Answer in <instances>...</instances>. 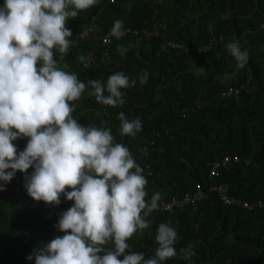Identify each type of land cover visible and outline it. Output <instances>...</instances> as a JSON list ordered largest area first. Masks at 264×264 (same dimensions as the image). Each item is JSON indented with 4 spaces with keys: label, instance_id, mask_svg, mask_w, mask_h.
Here are the masks:
<instances>
[{
    "label": "trees",
    "instance_id": "trees-1",
    "mask_svg": "<svg viewBox=\"0 0 264 264\" xmlns=\"http://www.w3.org/2000/svg\"><path fill=\"white\" fill-rule=\"evenodd\" d=\"M108 1H98L89 9L79 11L77 17L68 20L73 27L65 26L79 30L99 17ZM121 1L124 0H110L114 4ZM129 1H132V7L127 14L116 12L114 20L104 26L102 32L108 31L116 20H123L124 29L130 31L120 39L143 37L147 43L141 45L140 57L130 49L126 59L113 56L109 67L96 68L93 64L85 69V61L99 47L95 41L72 43L66 56L70 63L68 68H75L79 80L87 83L94 79L106 83L110 75L123 72L136 80L132 93L148 99L147 105L138 110L119 105L126 118L141 120L142 128L135 136L120 134L121 121L118 128L111 130L114 138L122 137L115 143H126L124 146L129 151L139 148L144 153L143 146L149 144V138L154 139V145L148 147L150 151L154 148L152 154L159 162L152 163L143 154L135 158L140 167L149 162L156 170L152 177L143 172L148 181L146 202H150L155 192L161 193L166 201L179 198L185 192H195L197 185L206 192L209 183L207 164L226 154L238 155L241 162H231L221 172L218 182H228L232 196L264 201V51L259 49L264 45V32L258 28L264 20V0ZM4 4L5 0H0V7ZM153 8L162 9L159 16L166 18L167 23L173 22L167 18L169 13L174 15L177 28L169 31L158 27L154 31L149 20ZM210 23L215 24L212 26L215 31L209 29ZM212 37L216 41L210 50L202 53L186 52L167 44L173 39L171 41L185 48L201 46ZM120 39L114 37L109 47L115 49V42ZM233 41H239L241 48L248 51L243 68L237 66L227 50L226 45ZM81 56L85 59L81 60ZM195 68L202 69L203 73L197 75ZM144 70L148 71L149 78L147 84L141 85L138 77ZM227 73H233V77L224 82L221 77ZM240 86L236 95H220L229 87ZM156 94L161 97L155 101ZM196 105L199 108H195ZM175 109L180 111L179 115ZM182 110L186 111L183 117ZM76 112L75 109L72 117ZM112 119L115 120L114 114ZM91 125L101 128L100 118L92 116ZM153 132L161 134L163 143ZM163 144L166 148L160 151ZM183 147L186 149L182 150ZM32 171V168L28 173L17 171L11 183L17 182L18 191L27 193L25 176ZM11 195L10 211L0 206L1 264H35L27 257L35 248L52 240L50 219L43 211L23 209L14 193ZM60 199L63 207L72 202ZM146 220L151 222L150 227L142 234L138 231L127 241L133 251L140 249L146 258L155 253L157 228L163 222L175 225L178 239L174 246L178 253L189 244L195 252L189 260L179 254L176 261L170 258L164 264H264V207L247 209L225 205L211 193L195 210L189 206L176 207L171 213L152 212ZM64 234L59 231L60 237ZM136 238L137 248L132 245ZM108 244L113 247L111 242Z\"/></svg>",
    "mask_w": 264,
    "mask_h": 264
},
{
    "label": "clouds",
    "instance_id": "clouds-1",
    "mask_svg": "<svg viewBox=\"0 0 264 264\" xmlns=\"http://www.w3.org/2000/svg\"><path fill=\"white\" fill-rule=\"evenodd\" d=\"M97 2L5 0L0 7V181L4 182L0 191L6 190L17 171L28 173L32 168L24 184L31 198L59 205L63 194L74 201L56 226L65 234L38 246L27 257L35 264H164L178 255L174 246L178 232L171 224H159L158 246L148 258L131 251L127 243L150 227L146 217L159 208L161 193L155 192L146 202L148 181L129 149L114 143L111 129L80 125L69 104L87 87L98 103L123 105L121 90L135 87L136 80L116 72L106 83L94 79L85 83L59 68L54 59V49L63 54L70 47L73 34L65 26L69 18ZM123 24L116 20L109 35L122 38L126 34ZM226 47L243 68L247 49L239 41ZM118 51L124 55L127 49L119 46ZM148 78L147 70L138 77L141 85ZM118 119L123 136H135L142 128L139 118L129 120L120 112ZM20 137L30 139L17 154L13 141ZM109 242L110 249L105 247ZM192 249L189 244L179 254L189 260L195 255Z\"/></svg>",
    "mask_w": 264,
    "mask_h": 264
},
{
    "label": "rangeland",
    "instance_id": "rangeland-1",
    "mask_svg": "<svg viewBox=\"0 0 264 264\" xmlns=\"http://www.w3.org/2000/svg\"><path fill=\"white\" fill-rule=\"evenodd\" d=\"M98 1H101V0H98ZM144 1L154 2V3H157V2L160 3L161 2V0H144ZM103 2H104V0H103ZM109 2H110V0L105 3V6L103 7V9L101 11L100 16L93 19L94 22L92 23V25L94 26V30H96L99 33H101L103 31L104 26H107L108 24H110V22H112L114 20L116 12L125 11L123 14L126 15L128 10L132 7V1H129V0H124V1L118 2L116 4H114L112 2L109 3ZM161 12H162L161 8H153V12L150 15L149 20H150V22H152V25L154 27V31H157L158 27H163L165 29H168L169 31H172L174 28H177V26H176L177 22H176L175 16L172 15L171 13H169L167 18L173 19V22L167 23L166 18L162 19L161 16H159V14ZM182 21L183 20H181L180 22H182ZM66 25L69 28L71 26L73 27V25L68 21H67ZM213 25L215 26V24L210 23L208 27H209V29L215 31V28L212 27ZM111 28L112 27L109 26L108 29H111ZM149 34H150V32H149ZM135 35H137V34H135ZM147 36H148V34H147ZM143 39H144L143 37L120 39L117 43L115 42V45H114L115 49H112L110 47H108V48H104V47L95 48L93 50V53L95 54V56H97V59H96L97 63L94 64V67L99 68L103 65L109 67L111 65V63L113 62V59H112L113 56L116 58L121 57L123 59H126L128 57L127 56L128 51L130 49L134 51L136 57H140L139 49H140L141 45H147V43H145L143 41ZM69 40L71 41L70 46H72V43H76L71 38H69ZM171 40H173V39H171ZM112 42H113V40H112ZM119 46H123L125 49H127V51L124 55H121L120 52L118 51ZM259 49L261 52L264 51V45H260ZM68 51H69V49H68ZM67 52L62 54L59 51L54 49V59L57 61V66L66 72L74 73V74L78 75L79 73L75 70V68H71V67L68 68V65L70 66V63L67 60V56H66ZM87 68L88 67H85V69H87ZM195 73L197 75H201L203 73V70L200 68H195ZM227 77L223 75L221 77V79L224 82H227L230 79H232L233 76L231 77L228 75ZM131 90H132V87L121 90L122 92L125 93V95L123 97L125 100V103L122 105L124 108L131 109V110H138L140 107L147 105L148 99L146 97L145 98H139L138 96L133 94ZM91 91H92L91 88L86 87V89L81 94V97L78 100H76L73 103H69L70 106H72L74 108V110L76 109V111H77L73 118L76 119L78 121V123L82 126H93V125H91L92 116H97L101 120V128H106V129H111V130L118 128L120 125V120L118 119V114L121 112L122 107L105 106V105L98 103L96 101L95 97L90 94ZM148 93H150V92L148 91ZM105 94L107 95V93H105ZM160 97H161L160 94H156V95H154L153 99L156 101L157 99H160ZM174 111L178 115L180 114V111L178 109H175ZM113 114H114V118H115L114 121L117 123V125L114 123V121H112L113 120L112 119ZM184 114H186V111ZM181 115H182V111H181ZM186 117H184L183 119H185ZM85 119H86V121H85ZM115 125H116V127H114ZM119 130H120V127H119ZM29 139H30L29 137H20L17 140L13 141V144L17 148V154H19V152H21L25 149L26 144L28 143ZM116 139H118V140L122 139L121 135H118L115 137L114 143H115ZM149 139L151 140V138H149ZM149 139L147 137V140H149ZM162 139H163L162 136H159V142L160 143H163ZM147 140H146V142H147ZM124 145H127V144L125 143ZM148 145H150V144H148ZM148 145H147V150H144V153H142V151H140L139 148L131 149V151H130L131 155L135 159L138 156H141L143 154L145 159H150V162H152V163L159 162V160L154 158V156L152 154V150L154 148H152L150 151V148L148 147ZM165 148H166V146L163 144L159 150L164 151ZM185 149H186V147L182 148V150H185ZM147 151H148V153H147L148 156L145 155ZM155 171L156 170L153 168L152 174L148 173V175L151 177L156 175ZM71 190H72L71 188H66V191H71ZM6 196L7 197L3 198L2 200H3L4 206L6 205V208H8V211H10L9 209L11 208L13 196L11 194L6 195ZM8 196H10V197H8ZM61 197H62V199L63 198L66 199V197L63 194H61ZM66 201H67V199H66ZM171 225L175 228L174 223H171ZM137 239L138 238H136V240L132 243V245L134 244L135 248L139 247V245L136 244ZM105 247L109 248V249L111 248L109 244L105 245ZM126 251L129 252V250H126ZM131 251H133L132 248H131ZM134 252H136V251H134ZM138 252H141L140 249ZM100 255H103V253H101ZM178 256H179V253L176 257L171 258L172 261H176ZM119 258L123 259V256H121ZM0 261H2L1 255H0ZM0 264H1V262H0Z\"/></svg>",
    "mask_w": 264,
    "mask_h": 264
},
{
    "label": "built area",
    "instance_id": "built-area-1",
    "mask_svg": "<svg viewBox=\"0 0 264 264\" xmlns=\"http://www.w3.org/2000/svg\"><path fill=\"white\" fill-rule=\"evenodd\" d=\"M112 2L114 0H111ZM94 20H90L87 25L79 28V30H71L72 31V37H69L73 39L76 43H87L90 41L97 42L99 47L108 48L113 40V36H110L109 33L111 29H109L106 32H97L94 30V26L92 23ZM258 28L264 32V20L261 21L258 24ZM126 32L130 31L129 28L124 29ZM136 33V31H134ZM107 39V43L105 42ZM221 39V37L219 38ZM216 41L215 37H212L208 40L207 43L201 45V46H190V47H184L176 43L175 41H169L167 42L168 45H171L172 47H175V49H184V51H190V52H197L202 53L205 51H208L211 49L213 42ZM97 59V56L95 54L89 55L87 60L85 61L84 66L90 67L93 64H95ZM240 87H229L226 90L222 91L220 93L221 96L225 97H231L233 95H236L240 92ZM195 108H199L198 105H196ZM185 110H182V116L185 114ZM156 137L161 136L158 132H153ZM152 134V135H153ZM154 136V135H153ZM152 136V137H153ZM149 144H154V139L152 138L149 142ZM144 150H147V145L143 146ZM231 162H241V158L238 155H230L226 154L219 160L211 161L207 164L208 169V179L209 183L208 186H206V192H204L201 185H197L195 192H185L182 194L179 198H171L169 201H166L165 199L159 201V208L157 210H154L153 212H165V213H171L176 207H182V206H189L193 210L198 208L199 204L206 200L208 194L215 193L220 200L222 204L225 205H231V206H240L247 209H252L254 207H264V201L262 199H256L254 201L249 200H242L238 197L232 196L229 192V183L228 182H218L219 177L221 176V172L223 169L227 168L228 165ZM250 161L247 160V163ZM143 172H147L152 174V165L151 163L147 162L142 167ZM11 169L7 170L10 171ZM134 171V170H133ZM4 184L3 181H0V185ZM2 195H9L11 193H14V198L18 201V204L20 207H22L25 210H40L46 213L48 219H50V227L52 230L51 238L54 239L55 237L59 236V229L56 227L59 221V218L61 214L65 211H67L70 207L73 206L74 201L71 202V204L67 207H63L60 203L59 205H49L46 202L40 203L33 198H31L28 194L22 193L18 191V187L16 184H13L11 182L7 183L6 190L0 191ZM152 213V212H151ZM150 213V214H151ZM150 214L147 216L149 217ZM146 217V218H147ZM61 232V231H60Z\"/></svg>",
    "mask_w": 264,
    "mask_h": 264
},
{
    "label": "crops",
    "instance_id": "crops-1",
    "mask_svg": "<svg viewBox=\"0 0 264 264\" xmlns=\"http://www.w3.org/2000/svg\"><path fill=\"white\" fill-rule=\"evenodd\" d=\"M231 76L232 77V75H233V73H227V74H224V76ZM228 78V77H227ZM13 184H17V182L15 181ZM27 194V193H26ZM5 197H7L6 195H0V206H4V203H3V198H5ZM8 197H10V196H8ZM73 202V201H72ZM5 207H6V205H5ZM8 207V206H7ZM8 209V208H7ZM1 262V261H0Z\"/></svg>",
    "mask_w": 264,
    "mask_h": 264
}]
</instances>
